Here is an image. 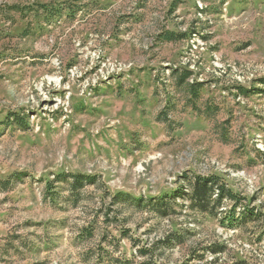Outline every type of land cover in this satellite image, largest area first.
<instances>
[{
  "label": "rangeland",
  "instance_id": "rangeland-1",
  "mask_svg": "<svg viewBox=\"0 0 264 264\" xmlns=\"http://www.w3.org/2000/svg\"><path fill=\"white\" fill-rule=\"evenodd\" d=\"M37 1L59 3L62 15L0 16V180L12 179L0 189V264H108L103 252L133 264H207L215 256L264 264V219L226 225L181 197L182 211L165 217L114 203L118 191L155 198L180 190L183 175L217 174L264 213V163L253 151L264 152V92L237 94L238 85L262 86L264 0H0V7ZM27 27L35 34L25 37ZM163 30L176 38L159 40ZM184 67L204 83L201 99L220 108L217 120L229 122V143L185 106L171 77ZM171 102L178 106L168 125L158 115ZM62 172L97 175L103 185H87L74 204L57 182L53 199L46 185ZM91 223L95 235L82 238ZM184 229L192 231L185 243L162 244ZM217 243V255L200 249L204 257L193 259L194 248Z\"/></svg>",
  "mask_w": 264,
  "mask_h": 264
},
{
  "label": "trees",
  "instance_id": "trees-1",
  "mask_svg": "<svg viewBox=\"0 0 264 264\" xmlns=\"http://www.w3.org/2000/svg\"><path fill=\"white\" fill-rule=\"evenodd\" d=\"M66 7V6H65ZM73 6H70V9ZM63 6H60L57 2H35L34 5H8L5 8L0 7V16L4 15L7 19L13 20L12 16L14 14L22 15L25 17L27 15L33 14V19L37 20L43 17L47 22L52 21L56 17L62 15ZM78 12V9H72L70 16L73 17ZM37 18V19H36ZM33 21V20H32ZM31 21V22H32ZM35 34V30H30V27L25 28L23 35L25 37ZM174 32L163 30L159 35V40H168L176 38ZM181 35H184L183 33ZM171 77L175 81L176 87L179 90H184L185 94V106L190 107L198 115L204 116V118L214 122L215 131L218 133L221 141L229 143L231 137L228 135L229 122L224 124L217 120V115L220 108L211 100H202L201 90L204 85L203 82L199 81L195 73L188 68H176L171 72ZM259 83L261 87H246L242 85L237 86V94L243 96H249L251 93L264 92V76L260 78ZM177 102H171L168 104V108L161 111L158 115V120L164 123H170L168 118L169 112H174L177 110ZM16 123L19 125H26L25 118L15 114ZM257 160H261L264 163V152L259 149H253ZM21 174L15 173L14 176L22 178ZM184 186L180 190H176L172 193H167L155 198H145L144 196H136L133 193L118 191L114 194V203L120 202L125 207L132 206L136 210H145L149 212H154L158 217L171 216L178 212V206L182 211L185 204L178 203V197L187 199L189 201V208L197 213L210 215V216H222V223L226 225H238L240 223H246L247 221H261L264 219V213L260 212L256 206H251L250 202H246V197L240 196L236 193L228 184L217 174H192L183 175ZM11 180H0V189L7 190L9 185H11ZM61 183L62 187L67 190L71 201L74 204L82 199L83 191L87 185H96L101 187L97 175L87 174V173H67L62 172L58 174L54 180H50L47 183V191L49 195L54 199L55 184ZM103 185V184H102ZM105 186V185H104ZM47 196V195H46ZM243 202V204H242ZM105 222L110 221L108 212L105 213ZM102 229V228H101ZM82 238L88 237L92 238L95 235L96 226L94 224H89L88 227L83 229ZM105 231V230H104ZM103 232L104 240L108 238V234ZM264 231V230H263ZM123 235H128V229H121ZM192 231L184 229L180 231L171 232L170 235L166 236L164 240H161L162 244L165 246L173 245L174 243L183 244L185 243L188 235ZM264 233V232H263ZM102 243V242H101ZM104 243V242H103ZM159 246V245H156ZM223 244H211L208 247L194 248L192 251L194 258H203L204 254H199V250H210L213 254L217 255L218 252L222 251ZM149 250H143L146 252ZM94 250H89L88 255H92ZM97 252L95 251V254ZM94 254V255H95ZM107 257L108 264H133L132 261H121V258H113L110 254L103 252L101 258ZM140 264H148L141 262ZM207 264H222L219 263V257L215 256L212 260L207 261ZM232 264H248L243 260H238Z\"/></svg>",
  "mask_w": 264,
  "mask_h": 264
},
{
  "label": "built area",
  "instance_id": "built-area-1",
  "mask_svg": "<svg viewBox=\"0 0 264 264\" xmlns=\"http://www.w3.org/2000/svg\"><path fill=\"white\" fill-rule=\"evenodd\" d=\"M193 35H194V36H197V34H196V33H194Z\"/></svg>",
  "mask_w": 264,
  "mask_h": 264
}]
</instances>
